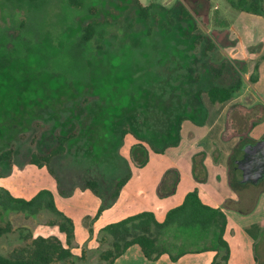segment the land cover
Wrapping results in <instances>:
<instances>
[{
  "label": "rangeland",
  "instance_id": "rangeland-1",
  "mask_svg": "<svg viewBox=\"0 0 264 264\" xmlns=\"http://www.w3.org/2000/svg\"><path fill=\"white\" fill-rule=\"evenodd\" d=\"M138 1L143 6L156 3L170 9L172 21L168 22L162 12L161 18L149 21L140 19ZM262 3L264 9V0ZM181 7L189 11L191 19L183 17ZM98 9L96 17L100 20L108 19L113 27L105 39L95 41L103 47L96 54L94 64L97 67L94 68L95 74H91L92 85L75 83L63 94H59L62 89L59 84L54 88L58 91L57 97L49 99L25 92L28 93L25 95L27 99H37L38 102H22L24 98L16 96L13 101H18L14 103L18 105L17 109L5 114L0 109V152L14 149L10 164L0 162V187L11 190L16 196H33L39 190L36 184L44 181L43 175L27 163L30 155L48 151L58 133H76L74 140L67 144L66 151L53 159L51 174L57 189L55 194L51 192L53 199L58 196L68 198L76 190H90L100 200L98 208L92 213L83 214L78 226L74 227L69 247L76 264L99 262V253L107 247V242L101 241L103 221L100 215L117 201L122 188L118 194L115 193L118 181L128 171L132 174L133 167H138L130 154L132 145L144 137L145 140L141 142L152 151L150 144L166 132L176 115L190 113L192 102L198 100L197 91L208 84L211 73L209 64L213 61V66H217L216 63L224 54L221 49L234 40L230 38L228 26L232 25L238 15L225 0H102ZM65 12L61 5L54 3L48 14L57 22L56 15ZM67 14L70 28L88 21V18L81 16L73 25V13L68 11ZM221 20L226 23L225 26L218 24L217 21ZM164 21L171 26L169 32L164 30ZM194 24L195 29L192 30ZM189 32L205 35L207 39L204 38L202 43L194 42L198 37L192 34L188 38ZM50 40L49 44L54 48L59 49L62 45L57 36ZM207 40L215 45L212 51L206 48ZM27 58L33 65L34 58ZM28 59L16 65L13 72L20 76L29 74L32 65ZM230 60L233 67L235 62ZM231 67L228 66L225 72L227 75L220 80L222 83L229 81L226 80L228 76L236 78ZM25 80L34 85H42L40 77L31 76ZM102 84L113 87L114 93L118 87L123 86L117 102L120 115L113 117L107 114L109 101L95 87ZM251 115L254 117L256 114ZM245 116L247 122L244 121ZM250 117V114L239 110L232 111L228 135L237 126L246 130L248 125H245ZM124 126L127 131L122 134ZM248 140L242 137L241 145ZM194 178L198 180L195 175ZM87 180L97 181L96 193L86 184ZM235 185L237 190L243 186L234 182ZM245 187L251 190L254 198L264 188V179L257 185L245 184ZM133 199L135 202L131 209H134V213L152 210V201L149 202L144 196H135ZM64 204L56 203L58 209ZM8 218L14 230L0 237V253L6 254L24 244L26 240L22 235L29 232L32 237L55 235L68 246L66 235L58 225L59 216L50 210L45 209L30 217L23 213H11ZM238 227L240 225L234 227L232 236L227 239L229 248L233 243L238 254L232 264H264V234L252 236ZM167 236L170 239H181L183 235L167 232ZM213 244L214 238L209 233L208 239H202L200 244L187 242L184 249L209 247ZM132 250L135 253L127 252L123 260L130 264H141L143 257L136 254V248Z\"/></svg>",
  "mask_w": 264,
  "mask_h": 264
},
{
  "label": "trees",
  "instance_id": "trees-1",
  "mask_svg": "<svg viewBox=\"0 0 264 264\" xmlns=\"http://www.w3.org/2000/svg\"><path fill=\"white\" fill-rule=\"evenodd\" d=\"M101 1L0 0V109L4 114L17 109L18 105H14V103L18 101H13L16 96L23 97L22 102H38L37 99H27L25 95L28 93L25 92L49 99L52 96L53 98L57 97L58 91L54 88L59 84L62 86L59 94H63L70 85L75 83L92 85L93 76L91 74H95L94 68L97 67L94 64L96 54L103 47L95 41L96 39L99 41L105 39L113 27L108 19L100 20L96 17ZM225 1L235 10L264 15L262 0ZM54 3H58L66 10L63 15H56L58 17L57 22L52 20L48 14ZM68 11L73 13V25L81 16L88 18V21L70 28ZM161 12L167 21H172L169 14L170 9L156 3L143 6L138 1V16L144 21L160 17ZM181 13L185 18L191 19L192 17L185 7H181ZM217 22L221 27L226 24L222 20ZM163 26L165 32L170 31V24L164 21ZM194 29L195 24L192 27V30ZM192 34L194 33L189 32L187 37L191 38ZM194 35L198 37L194 39V42L202 43L204 38L207 39V36L202 34ZM56 36L58 41H62L59 49L49 44L50 39H55ZM206 48L212 51L215 45L207 40ZM27 57L34 58L33 65ZM25 59H28L27 61L32 65V71L22 76L17 75L18 73L13 72V68L23 63ZM219 59L216 63L217 66H213V61H211L212 64H209L208 68L211 73H209L208 84L205 88L197 91L198 100L192 102L190 113L176 115V119L170 123L166 132L150 144L153 152L163 153L167 147L178 144L183 120L196 121L198 119L199 123L203 122L206 111L203 106L202 94L205 93L212 103L217 104L230 99L239 90L241 86L239 77H236L229 84L220 81L227 75L225 72L228 66L230 68V64L225 58ZM31 76L40 77L42 85L37 83L34 85L31 81L25 80ZM95 87H97L98 92L101 90V95L109 101L107 114L113 117L120 115L117 102L121 97L120 88L123 86L118 87L115 93L113 87L111 88L109 85L102 84ZM50 94L52 95L50 96ZM122 124L126 126V123L123 122ZM125 126L122 128V134L127 131ZM134 134L136 138H139L136 133ZM75 136V131L58 133L55 136V143L48 151L32 153L27 163L39 167L45 166L48 172L53 174V159L66 151L67 144L72 142ZM139 139L145 140L144 137ZM162 139L163 141H161ZM141 141L132 145L130 149V154L134 157L138 167L146 164L149 154V149ZM242 145L233 153L231 158L232 171L229 181L234 189L237 186H234V182L235 184L240 182L235 177L233 162ZM13 154V148L1 151L0 162L10 164ZM200 173H202L201 169ZM194 175L197 179L203 180V176L199 175L195 168ZM130 176L131 172L128 171L118 181L116 194L119 193L120 188ZM86 184L96 193L97 181L87 180ZM45 209L59 216L58 225L66 235L68 246H65L55 235L32 237L31 232H29L22 235V238L26 240L24 244L14 247L6 254L0 253V264H76L72 259V252L69 247L74 236L73 221L57 209L53 195L47 189H41L30 199H25L16 197L9 190L0 187V237L14 230L11 220L8 218L9 214L23 213L30 217ZM226 222L224 210L204 204L198 195V191L194 189L186 193L180 205L169 209L161 222L155 218L151 211L145 210L103 226L101 241L107 242V247L99 253V262L96 264H112L133 244L140 247L148 260H156L162 254L167 253L175 261L189 251L213 250L216 253L211 264H227L229 246L224 238ZM167 232H174L176 235H183L185 238L182 236L181 239L177 237L170 239ZM209 233L214 238L213 245L184 249L187 242L200 244L202 239H208Z\"/></svg>",
  "mask_w": 264,
  "mask_h": 264
},
{
  "label": "crops",
  "instance_id": "crops-1",
  "mask_svg": "<svg viewBox=\"0 0 264 264\" xmlns=\"http://www.w3.org/2000/svg\"><path fill=\"white\" fill-rule=\"evenodd\" d=\"M236 11L238 15L232 25L228 26L230 38L234 40L221 50L224 52L222 58L235 62L230 67L236 77L241 79L239 90L230 99L217 104L212 103L207 95L202 96L206 111L203 122L199 123L198 119L197 122L183 120L177 145L167 147L163 153L149 151L146 164L133 167L131 177L122 186L115 204L100 215L102 226L138 213L131 209L135 196H144L149 202L152 201V210L147 211H151L161 222L169 209L182 203L187 192L196 189L204 204L224 210L227 221L224 231L226 241L237 225L246 234H264V188L253 198L245 184L237 190L232 188L229 181L231 158L240 147L242 137L249 138L251 141L248 142L264 138V15ZM234 79L228 76L226 80L229 81L225 84L232 83ZM234 110L250 114L251 117L245 125H248L246 130L237 126L228 135L230 114ZM253 113L256 114L254 117L251 115ZM244 121L247 122L246 116ZM29 165L44 178V181L36 184L37 190L47 189L55 194V181L47 168ZM194 168L203 176V180L194 178ZM55 198V205L65 202L61 210L57 209L72 219L74 227L78 226L83 214L92 213L100 205V200L90 190H76L65 199L60 196ZM134 248L136 254L143 257L141 264H211L216 253L213 250L189 251L175 261L164 253L156 260H148L140 247L133 244L112 264H130L123 257L127 252L135 253L132 250ZM237 255L232 243L227 264H232Z\"/></svg>",
  "mask_w": 264,
  "mask_h": 264
},
{
  "label": "water",
  "instance_id": "water-1",
  "mask_svg": "<svg viewBox=\"0 0 264 264\" xmlns=\"http://www.w3.org/2000/svg\"><path fill=\"white\" fill-rule=\"evenodd\" d=\"M233 166L235 177L240 183L259 184L264 179V138L244 144Z\"/></svg>",
  "mask_w": 264,
  "mask_h": 264
}]
</instances>
